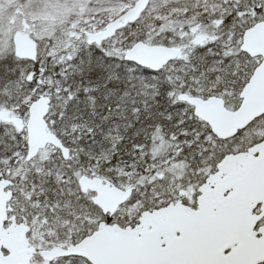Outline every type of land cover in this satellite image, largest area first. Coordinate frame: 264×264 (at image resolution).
Wrapping results in <instances>:
<instances>
[{
    "label": "snow or ice",
    "instance_id": "6c2138e0",
    "mask_svg": "<svg viewBox=\"0 0 264 264\" xmlns=\"http://www.w3.org/2000/svg\"><path fill=\"white\" fill-rule=\"evenodd\" d=\"M17 31L0 264H264V0H79Z\"/></svg>",
    "mask_w": 264,
    "mask_h": 264
},
{
    "label": "rangeland",
    "instance_id": "374dc122",
    "mask_svg": "<svg viewBox=\"0 0 264 264\" xmlns=\"http://www.w3.org/2000/svg\"><path fill=\"white\" fill-rule=\"evenodd\" d=\"M0 22L5 28L51 35L74 19L79 0H0ZM40 27H33L32 21ZM16 33V34H17Z\"/></svg>",
    "mask_w": 264,
    "mask_h": 264
},
{
    "label": "trees",
    "instance_id": "16d2710c",
    "mask_svg": "<svg viewBox=\"0 0 264 264\" xmlns=\"http://www.w3.org/2000/svg\"><path fill=\"white\" fill-rule=\"evenodd\" d=\"M31 23H32L33 27H35V28L40 27V24H38V23H40L39 21L33 20Z\"/></svg>",
    "mask_w": 264,
    "mask_h": 264
},
{
    "label": "water",
    "instance_id": "95a60500",
    "mask_svg": "<svg viewBox=\"0 0 264 264\" xmlns=\"http://www.w3.org/2000/svg\"><path fill=\"white\" fill-rule=\"evenodd\" d=\"M20 35H22V34H20V33H19V34H17V36H20Z\"/></svg>",
    "mask_w": 264,
    "mask_h": 264
}]
</instances>
